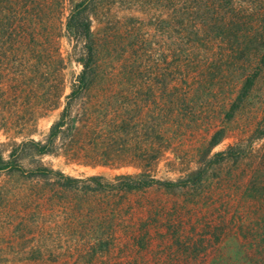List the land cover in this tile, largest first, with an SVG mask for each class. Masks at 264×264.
Segmentation results:
<instances>
[{"label":"rangeland","instance_id":"rangeland-1","mask_svg":"<svg viewBox=\"0 0 264 264\" xmlns=\"http://www.w3.org/2000/svg\"><path fill=\"white\" fill-rule=\"evenodd\" d=\"M78 1L0 0V153L13 152L24 170H0V264H264V5L228 59L214 55L216 43L193 49L179 34L177 10L188 1L85 0L89 89L52 152L38 155L29 142L46 141L82 69L81 44L64 30ZM248 56L255 84L226 119ZM180 94L194 105L178 127ZM148 150L149 174L187 184L117 190L86 181L139 174ZM38 166L82 182L29 176Z\"/></svg>","mask_w":264,"mask_h":264},{"label":"trees","instance_id":"trees-1","mask_svg":"<svg viewBox=\"0 0 264 264\" xmlns=\"http://www.w3.org/2000/svg\"><path fill=\"white\" fill-rule=\"evenodd\" d=\"M12 2L13 0H6ZM187 3L188 8H184V4H180L177 15L179 21V34L185 35L187 39L193 43L202 47H206V43H216V49L210 45L207 47L210 52L215 51L214 55L218 54L220 57L230 58L229 51L235 52L236 47H240V38L251 36V26H248L249 21L254 18V15L258 17L260 12L255 8L258 4L264 5V0H182ZM85 0L78 1L70 8L64 23V30L70 40H74L75 44H81V54L76 58V61L81 65L82 69L76 76V79L70 84L69 93L66 95V101L60 112L59 118L51 125L47 139L45 142L30 141L29 144L34 148L35 153L43 155L51 153L55 139L60 131L68 123L70 117L71 104L88 91L89 80L92 75V66L94 61V48L91 33V20L87 10V4ZM261 6V5H260ZM264 16V15H263ZM8 19V16H6ZM228 43L227 47L223 43ZM196 43V44H194ZM218 51V52H216ZM58 53V52H57ZM57 57L60 59L59 53ZM254 64L252 60L247 58L246 66H241L242 70L239 74L240 86L231 102L230 107L226 110V119H231L234 112L241 106L240 104L247 97L248 93L255 84L257 74L251 73V69ZM257 70V69H256ZM181 95V94H180ZM178 119L175 121V126L184 125V117L191 113L193 108V96L187 98V94L181 95L178 99ZM223 138V130L215 131L210 140V146L217 145ZM162 145H165L164 136L160 137ZM215 154V157L224 159L225 152ZM227 153V152H226ZM231 152H228V156H231ZM146 164L142 168V172L136 175L121 174L115 177L114 182L100 183L99 177L90 176L86 179L88 182H93L94 187L97 189H117V190H134L142 189L150 186H162L164 188H175L180 185H186L187 180L171 182L156 179L149 174L147 169L151 165V161L156 158L155 151H146L144 154ZM222 155V156H221ZM12 160L4 159L0 153V170L9 169L11 171H18L24 173V170L20 164L13 158V152L9 154ZM204 170L197 172V180L201 179ZM29 176L34 177H49L54 176L65 187L78 186L82 180L65 175L59 170H53L51 168H45L38 166L34 170L28 172ZM189 181V180H188ZM90 187V186H87Z\"/></svg>","mask_w":264,"mask_h":264}]
</instances>
